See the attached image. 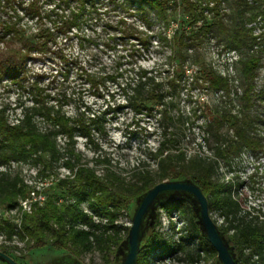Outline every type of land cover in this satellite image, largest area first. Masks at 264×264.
<instances>
[{
	"label": "trees",
	"instance_id": "1",
	"mask_svg": "<svg viewBox=\"0 0 264 264\" xmlns=\"http://www.w3.org/2000/svg\"><path fill=\"white\" fill-rule=\"evenodd\" d=\"M12 15L0 21V82L9 80L21 87L27 79V61L33 53L44 55L60 47L62 41L71 38L73 31H83L88 16L96 11L103 0H5ZM113 7H123L136 12L148 22L147 8L169 28L174 22L177 28L162 40L170 47L169 64L172 74L162 75L141 65L130 63L117 74L102 75L83 67L81 76L96 90L106 88V95L113 101L122 96L126 104H116L113 111L129 107L134 115L158 117L162 127V141L148 157L156 161V170L140 161L124 175L112 169L108 157L101 155L102 139L106 136L107 112L94 114L85 109L69 115L64 101L39 85L31 84V104L22 106V115L11 122L5 109H0V167L11 163L30 162L39 168L37 174L43 180L56 178L47 190L44 203L32 202L31 211H24L22 201L47 191L35 190L24 182L19 174L0 171V207L21 212L19 224L0 217V234L7 240L17 235L28 239L27 255L36 249L51 246L58 251H69L78 257L82 251L97 247L104 253L106 264H121L128 252V235L121 237L122 228L117 221L122 214L133 218L143 197L157 184L164 181H187L197 185L209 202L210 212L219 211L223 224L216 221L218 230L235 257L237 264H264V218L247 210L240 196L233 192V182H221L216 178L219 160L230 166L243 151L264 154V140L255 129L252 113L255 80L261 67L258 52L264 51V34L255 36L253 28L258 17H264V0H108ZM31 23V24H30ZM117 38L131 44V54L148 50L150 36L139 27L121 18L117 22ZM116 37L112 38V41ZM209 40L222 43L238 53L235 68L242 83L241 107L227 108L224 98L232 94L234 79L208 64L202 50ZM260 46H262L260 48ZM139 47V48H138ZM257 49L260 50H254ZM69 63L62 51L59 55ZM189 66L194 69L189 72ZM191 75L200 87L212 93H221L212 103L211 116L204 123L203 141L213 152L208 156L203 145L196 143L194 134L175 131L176 123L188 124L189 117L176 110L178 80ZM116 86L110 92L107 83ZM192 135V136H191ZM77 137L96 154L90 164L87 156L77 149ZM181 139L197 146L191 151L181 147ZM62 140V143H61ZM58 168L69 174L59 178ZM130 175L128 179L127 176ZM239 186V185H238ZM173 195L160 198L147 215V225L140 241L136 264H147L145 251L162 250V254L181 252L189 262L202 259L201 253L215 257L213 264H222L215 248L209 242L200 222L196 198L187 192L171 191ZM73 202H60V197ZM88 203L94 215L86 214L81 205ZM168 213L179 210L186 217L187 227L178 243H168L157 233L159 209ZM100 222H95L94 217ZM103 221H105L103 223ZM83 224L87 229L77 226ZM199 242L197 249L187 243ZM0 250L19 264L21 255L13 247L2 245ZM112 256V260H110ZM0 264H9L0 257Z\"/></svg>",
	"mask_w": 264,
	"mask_h": 264
},
{
	"label": "rangeland",
	"instance_id": "2",
	"mask_svg": "<svg viewBox=\"0 0 264 264\" xmlns=\"http://www.w3.org/2000/svg\"><path fill=\"white\" fill-rule=\"evenodd\" d=\"M249 1L252 2V0ZM261 7H264V3ZM11 15V10L7 7L6 1L0 0V21L8 19ZM147 16L148 22L133 7L131 9L116 8L108 0L99 1L96 5V11L88 16L83 31L74 30L71 38L67 39L65 43L62 41L60 47L64 50H59V47H52L44 55L37 53L31 55L27 61L28 74L23 87L13 84L9 80L0 82V109L6 110L12 123L16 122L22 115V106L31 104V84L38 81L39 85L47 89L53 97L64 101L65 110L69 115L83 112L86 108L91 109L94 114L107 112V133L102 139V149L99 153L110 159L112 169L126 175L140 161H144L149 165L150 170H156V161L148 157V154L158 149L163 138V129L159 125L158 117L146 115L136 117L126 105L118 111H113L116 104H126L122 96L118 95L117 100L113 101L111 96L106 95V88H102L99 93H96V90L90 87L79 71L83 67L93 73L112 75L133 63L153 70L155 73L159 72L162 78L172 74V65L169 64L168 60L170 47L167 42L162 40L161 33L164 36L171 35L177 28V24L174 22L169 28H165L163 22L149 8H147ZM121 18L148 33L150 36L148 50H138L133 56L130 55L131 44L126 41L122 42L117 38L119 34L116 29L117 22ZM247 27L253 28L255 36L264 34V17H258L255 23L249 24ZM114 37L116 40L112 41ZM254 50L260 49L256 47ZM62 51L69 59L68 64L59 57ZM258 54L261 58V67L255 80L256 88L253 96L252 113L256 120L255 129L264 140V51L258 52ZM202 55L208 64L234 79L232 94L224 100H226L227 108L239 109L241 107L239 97L242 94V83L235 68L238 53L228 49L220 42L209 40L202 50ZM188 69L191 72L194 67L189 66ZM106 86L110 92L117 90L116 86L110 82ZM177 92L176 110L180 109L185 118H190V122H193V128L189 130L188 124L181 122L176 123L175 131L181 135H190L191 131L196 143L203 145L204 153L212 156L213 152L203 141L204 134L202 131L205 121L211 116L209 109L221 93L216 94L203 89L192 80L190 73L178 80ZM181 147L188 151L197 148L195 143L187 144L184 139H181ZM77 149L87 156L90 164L94 163L96 154L86 145L84 138L77 137ZM6 170L13 174H19L26 184L33 186L38 191H47L56 182L55 177L43 180L37 174L39 168H35L30 162L11 163L10 166L0 167V171ZM58 172L59 178H64L69 174L65 168H58ZM127 178L129 179L130 175ZM216 178L225 183L233 182L234 195L241 197L243 206L264 218V154L255 155L250 151H243L239 157L232 161L230 166L226 165L223 160H219ZM47 195L48 191L41 194L44 198ZM170 195L173 193L164 192L160 194L153 204L160 198H167ZM35 196V194L32 195V198L26 201L27 206L35 201ZM61 201L73 202L69 199L66 200L64 196L60 197ZM21 205L23 206V201ZM81 209L88 215H94L88 203H83ZM152 209L153 206L151 205L143 220L141 237L144 235L147 225V215L152 212ZM158 211L160 218L156 229L157 233L165 242L178 243L185 234L186 217L182 216L179 210L168 213L165 209L160 208ZM1 216L19 224L21 212L18 207L8 210L0 207ZM211 216L219 225L223 224V218L217 209L211 212ZM94 220L95 222L101 221L97 216L94 217ZM117 224L122 228L120 236L123 237L126 235L125 228L132 224V218L126 213L122 214ZM77 226L87 229L81 223H78ZM28 242V239L21 240L17 235H14L11 240H7L4 234H0V246L13 247L15 253L22 256L19 259L22 264H106L104 253L97 247L82 251L80 257L69 251L55 250L49 245L36 249L27 255ZM186 245L190 249H197L199 242L196 240ZM161 252L162 250L145 251L147 264H213L215 261L214 256L204 252L201 253L202 259L196 262L187 261L181 252L167 255H163ZM126 255L127 253H124L123 260ZM110 260H112V256Z\"/></svg>",
	"mask_w": 264,
	"mask_h": 264
},
{
	"label": "water",
	"instance_id": "3",
	"mask_svg": "<svg viewBox=\"0 0 264 264\" xmlns=\"http://www.w3.org/2000/svg\"><path fill=\"white\" fill-rule=\"evenodd\" d=\"M183 191L192 194L199 206L201 225L211 245L217 252V257L222 264H237L235 257L230 252L227 244L221 236L217 224L211 216L209 202L202 190L195 184L187 181L157 183L141 200L134 216L128 235V252L121 264H136L140 251L141 227L143 220L155 200L164 192ZM0 257L9 264H19L14 258L0 250Z\"/></svg>",
	"mask_w": 264,
	"mask_h": 264
},
{
	"label": "built area",
	"instance_id": "4",
	"mask_svg": "<svg viewBox=\"0 0 264 264\" xmlns=\"http://www.w3.org/2000/svg\"><path fill=\"white\" fill-rule=\"evenodd\" d=\"M34 199H35V201L38 200L39 202H42V201H44L45 198L43 196H41V195H38V196L36 195L34 197ZM26 201H23V207H24L23 210L24 211L26 210V211L30 212L31 211V204L27 206V202Z\"/></svg>",
	"mask_w": 264,
	"mask_h": 264
}]
</instances>
